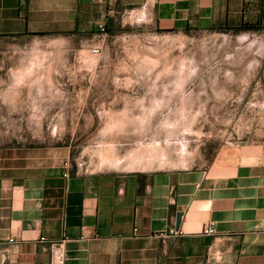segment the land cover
Instances as JSON below:
<instances>
[{
    "label": "rangeland",
    "instance_id": "1",
    "mask_svg": "<svg viewBox=\"0 0 264 264\" xmlns=\"http://www.w3.org/2000/svg\"><path fill=\"white\" fill-rule=\"evenodd\" d=\"M262 24L164 30L131 6L89 32L0 36V155L57 146L65 167L127 172L264 153Z\"/></svg>",
    "mask_w": 264,
    "mask_h": 264
},
{
    "label": "crops",
    "instance_id": "2",
    "mask_svg": "<svg viewBox=\"0 0 264 264\" xmlns=\"http://www.w3.org/2000/svg\"><path fill=\"white\" fill-rule=\"evenodd\" d=\"M131 6L164 30L264 22V0H0V36L89 32ZM66 160L57 146L0 155V264H50L40 236L63 241L65 264H264V153L127 172Z\"/></svg>",
    "mask_w": 264,
    "mask_h": 264
},
{
    "label": "built area",
    "instance_id": "3",
    "mask_svg": "<svg viewBox=\"0 0 264 264\" xmlns=\"http://www.w3.org/2000/svg\"><path fill=\"white\" fill-rule=\"evenodd\" d=\"M127 14L130 15V12ZM94 52H98V49H94ZM67 175V174H64ZM170 235L179 234V229L174 230L171 229L169 231ZM202 233L205 235H213L215 233L214 222L210 221L204 225ZM39 242L46 244L50 253V264H65V256H64V246L63 241H49L46 238L40 236L38 239ZM8 242H13V239H8Z\"/></svg>",
    "mask_w": 264,
    "mask_h": 264
},
{
    "label": "water",
    "instance_id": "4",
    "mask_svg": "<svg viewBox=\"0 0 264 264\" xmlns=\"http://www.w3.org/2000/svg\"><path fill=\"white\" fill-rule=\"evenodd\" d=\"M181 216H182V213L181 212H177L176 213L175 230H178L179 227H180Z\"/></svg>",
    "mask_w": 264,
    "mask_h": 264
},
{
    "label": "trees",
    "instance_id": "5",
    "mask_svg": "<svg viewBox=\"0 0 264 264\" xmlns=\"http://www.w3.org/2000/svg\"><path fill=\"white\" fill-rule=\"evenodd\" d=\"M244 27H252V26H250V25H248V26H241V27H239V28H244Z\"/></svg>",
    "mask_w": 264,
    "mask_h": 264
},
{
    "label": "bare ground",
    "instance_id": "6",
    "mask_svg": "<svg viewBox=\"0 0 264 264\" xmlns=\"http://www.w3.org/2000/svg\"><path fill=\"white\" fill-rule=\"evenodd\" d=\"M116 164H118V163H116ZM116 164H115V165H116Z\"/></svg>",
    "mask_w": 264,
    "mask_h": 264
}]
</instances>
